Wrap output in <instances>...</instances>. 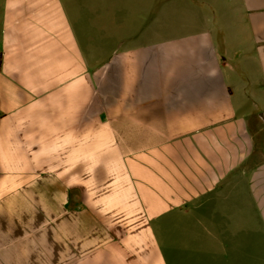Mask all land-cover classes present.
Returning a JSON list of instances; mask_svg holds the SVG:
<instances>
[{
    "label": "crops",
    "instance_id": "1",
    "mask_svg": "<svg viewBox=\"0 0 264 264\" xmlns=\"http://www.w3.org/2000/svg\"><path fill=\"white\" fill-rule=\"evenodd\" d=\"M0 264H264V0H0Z\"/></svg>",
    "mask_w": 264,
    "mask_h": 264
}]
</instances>
